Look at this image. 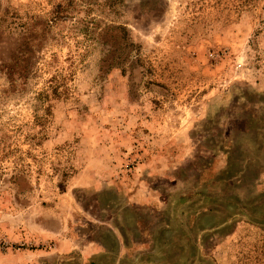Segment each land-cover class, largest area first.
<instances>
[{"label": "rangeland", "instance_id": "rangeland-1", "mask_svg": "<svg viewBox=\"0 0 264 264\" xmlns=\"http://www.w3.org/2000/svg\"><path fill=\"white\" fill-rule=\"evenodd\" d=\"M111 1L0 0V264H264V0Z\"/></svg>", "mask_w": 264, "mask_h": 264}, {"label": "trees", "instance_id": "trees-1", "mask_svg": "<svg viewBox=\"0 0 264 264\" xmlns=\"http://www.w3.org/2000/svg\"><path fill=\"white\" fill-rule=\"evenodd\" d=\"M110 2H111V4H112L114 1L112 2V1L110 0ZM110 2H109V3H110ZM58 12H59V11H54L55 14H58Z\"/></svg>", "mask_w": 264, "mask_h": 264}]
</instances>
